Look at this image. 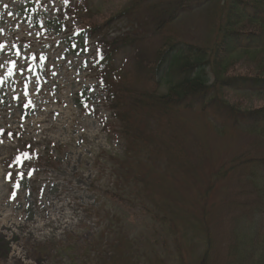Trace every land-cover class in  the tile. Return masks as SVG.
<instances>
[{
    "label": "rangeland",
    "instance_id": "1",
    "mask_svg": "<svg viewBox=\"0 0 264 264\" xmlns=\"http://www.w3.org/2000/svg\"><path fill=\"white\" fill-rule=\"evenodd\" d=\"M76 2L0 0V264H197L208 239L209 264H264V89L170 110L153 75L171 39L214 45L223 78L264 79V55L225 51L224 0ZM90 27L122 46L117 109Z\"/></svg>",
    "mask_w": 264,
    "mask_h": 264
},
{
    "label": "trees",
    "instance_id": "2",
    "mask_svg": "<svg viewBox=\"0 0 264 264\" xmlns=\"http://www.w3.org/2000/svg\"><path fill=\"white\" fill-rule=\"evenodd\" d=\"M223 3L224 5L222 8L220 7V10H224L226 13V25L220 28L219 31L224 34V38L223 36L222 38L226 44L230 43L225 51L227 52L231 47L234 48L239 44L243 50L241 51L244 52L245 55H252V57L258 54L264 55V0H224ZM233 14L236 15L234 18H232ZM159 20L160 26L158 29L160 30L167 25L169 20L162 17H159ZM233 20L235 21L233 22ZM244 21H248L256 27L250 26ZM240 25L248 28L250 31L247 33L235 30L234 26L240 27ZM245 43L247 44L245 45ZM171 45L172 39L167 45L168 48L170 47V50L166 53L164 58L161 57V60L160 58L157 60V62L160 61L158 62V64L161 65L160 68H162L164 64L165 68L161 69L160 75L158 74L160 68L153 74L160 77L159 86L162 87L166 85L168 90L165 95L160 96L157 100L163 107H171V110L173 107L180 108L186 105L189 108L194 104V101L203 100L204 102L210 98V95L215 91L218 85L224 89L240 88L242 90L252 89V91L264 89V79L261 77L223 78L231 67L228 64L222 65L220 70L217 69V63L220 60L217 61L218 56L217 53L215 54L214 52V45L211 49H209V47L198 46H181V48H178V46L171 47ZM235 49L237 48L235 47ZM259 70L263 73L264 61L262 68ZM174 74H176V77L172 78ZM183 76L189 77L184 78ZM176 78L178 80H176ZM120 97H118V95L116 97V109L118 108ZM213 101L212 99L209 100V106L215 105L216 101ZM117 117L119 119V115H117ZM254 118L264 119V109L253 112L248 120H253ZM234 124L236 125L238 122L235 121ZM192 226L193 230L198 229L197 226L199 227V222ZM211 244V240H206V252L199 258L197 264H209L210 256L208 253L211 251Z\"/></svg>",
    "mask_w": 264,
    "mask_h": 264
},
{
    "label": "bare ground",
    "instance_id": "3",
    "mask_svg": "<svg viewBox=\"0 0 264 264\" xmlns=\"http://www.w3.org/2000/svg\"><path fill=\"white\" fill-rule=\"evenodd\" d=\"M51 221H53V220H51ZM24 226H26V225L20 224L18 226V229L23 228ZM42 228H43L42 226H38V227L34 228L33 230H35V231L38 232V231H41ZM8 230H9V227L7 226L6 219L1 220L0 221V240H3V238L6 239L5 237H7V235H6V232L5 231H8ZM31 231L28 232V235L29 236H33L34 235V232H31ZM19 236L22 237V235L20 233H19Z\"/></svg>",
    "mask_w": 264,
    "mask_h": 264
},
{
    "label": "snow or ice",
    "instance_id": "4",
    "mask_svg": "<svg viewBox=\"0 0 264 264\" xmlns=\"http://www.w3.org/2000/svg\"><path fill=\"white\" fill-rule=\"evenodd\" d=\"M0 47H3V45H0ZM17 55H20L19 51L17 52ZM13 66L15 67V65H13ZM29 104L31 105V101H29ZM28 158L31 159L30 154H29ZM9 179H11V176L9 177ZM17 187H19V185H17ZM13 199H15V197H13Z\"/></svg>",
    "mask_w": 264,
    "mask_h": 264
}]
</instances>
